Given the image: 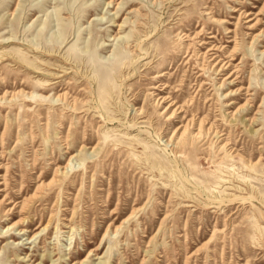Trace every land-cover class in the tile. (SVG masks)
<instances>
[{"label": "rangeland", "instance_id": "rangeland-1", "mask_svg": "<svg viewBox=\"0 0 264 264\" xmlns=\"http://www.w3.org/2000/svg\"><path fill=\"white\" fill-rule=\"evenodd\" d=\"M0 264H264V0H0Z\"/></svg>", "mask_w": 264, "mask_h": 264}, {"label": "bare ground", "instance_id": "bare-ground-1", "mask_svg": "<svg viewBox=\"0 0 264 264\" xmlns=\"http://www.w3.org/2000/svg\"><path fill=\"white\" fill-rule=\"evenodd\" d=\"M230 37V36H229ZM183 132V131H182ZM199 135V134H198ZM232 151V150H231ZM67 167V166H66Z\"/></svg>", "mask_w": 264, "mask_h": 264}]
</instances>
